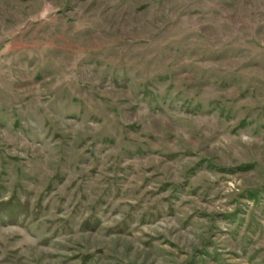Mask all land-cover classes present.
<instances>
[{
	"label": "rangeland",
	"instance_id": "obj_1",
	"mask_svg": "<svg viewBox=\"0 0 264 264\" xmlns=\"http://www.w3.org/2000/svg\"><path fill=\"white\" fill-rule=\"evenodd\" d=\"M0 264H264V0H0Z\"/></svg>",
	"mask_w": 264,
	"mask_h": 264
}]
</instances>
